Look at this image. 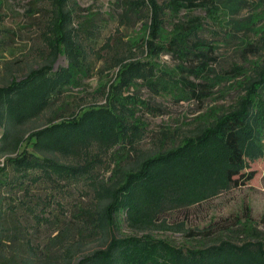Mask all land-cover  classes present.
Here are the masks:
<instances>
[{
    "label": "rangeland",
    "instance_id": "374dc122",
    "mask_svg": "<svg viewBox=\"0 0 264 264\" xmlns=\"http://www.w3.org/2000/svg\"><path fill=\"white\" fill-rule=\"evenodd\" d=\"M168 2L68 0L67 8L73 11L75 29L72 40L62 42L65 38H61L56 28V1L0 0V76L6 73L5 62L18 60L19 68L13 71L18 77L28 70V66L45 62L50 50L57 45L55 40H61L58 46L60 52L48 74L54 78L49 81L50 78L42 76L27 85L19 96V103L23 101L20 110L29 107L27 103L31 94L28 89L46 93L49 87L61 82L69 69V61L86 68L84 74L82 71L76 76V84L60 83L57 94L51 97V109L44 110L40 106L33 111L31 115L42 113L20 126L19 138L11 151L5 154L16 156L26 148L49 150L59 142L64 143L61 148H66L69 140H74L69 153L60 152L61 155L56 153L53 156L60 162L76 165L80 170L60 171L58 177L52 173V179L45 177L28 185L29 191L24 196H21L23 193L20 190L19 196L24 204L32 208L31 214L23 206L17 207L18 202L15 204L16 221H20L23 230L28 233L27 238L35 246V251L50 252L48 255L52 264H57L62 258L61 252L57 246L51 248V253L48 246L51 239L60 236L61 232V237L69 241H82L81 253L76 257L104 245L101 235L91 229L94 221L92 213L96 209L100 189H110L117 179L118 182L122 180V174L115 173L119 167L117 160L120 166L128 169L137 167L141 157L162 154H165L162 161L156 160L150 167L153 172L151 182L141 180L136 189L142 197L140 205L149 204L147 210L155 211L151 220L156 227L143 231L132 229L125 222V211H122L113 233L117 236L149 234L174 249L184 251L197 250L208 244L224 245L225 249L212 264H263L264 118L260 132L257 133L254 117L249 131L240 133L246 156L244 170L255 172L254 177L244 185L229 186L225 182L222 166L226 150L221 138L214 133L206 138L204 134L206 129L214 126L219 116L242 108L247 89L257 72L256 64L264 62V46L263 50L254 53L239 45L238 36L228 43L224 36L228 28L221 29L216 19L207 16L204 9L195 8L189 14L181 11V18L192 15L202 17L198 35L204 41L218 45L214 70L220 72L235 64L241 66L244 74L214 86L201 101L186 95L181 88L174 89V92L161 90L154 93L143 82L145 78L139 77V71L141 69L146 79L154 73L152 80L162 83V78L168 79L163 71L176 65V60L160 46L167 41L151 36L156 8L155 15H160L164 22L161 33L173 37L172 23L176 18L170 13ZM248 14L249 10L245 9L240 16ZM66 25L68 21L64 22V28ZM256 37L250 32L244 39L253 41ZM131 61L146 64L128 66L124 74L121 71L123 64ZM148 62L155 63L152 70L147 68ZM120 72L124 81L132 84H120ZM189 79L198 82L193 76ZM167 87L172 88V85ZM113 93L133 97L135 101L131 104V98L118 101ZM8 98L2 96L0 102L5 103L2 99ZM142 101H147L156 110L144 109ZM133 106L139 109L132 116ZM89 109L95 111L94 115L79 122V116ZM107 109L122 115L124 132L118 139L110 123L107 129L103 128L107 123ZM63 121H68L71 126H81L82 132L73 130L69 133L71 138H67L66 125L45 130L39 140L30 138L33 130L42 131L52 123ZM57 146L60 147V144ZM117 185L120 187L119 183ZM15 218L11 221L15 222ZM64 233L68 235L64 236ZM165 257L173 260L170 251Z\"/></svg>",
    "mask_w": 264,
    "mask_h": 264
},
{
    "label": "trees",
    "instance_id": "16d2710c",
    "mask_svg": "<svg viewBox=\"0 0 264 264\" xmlns=\"http://www.w3.org/2000/svg\"><path fill=\"white\" fill-rule=\"evenodd\" d=\"M54 1L58 5V10L55 14V20L57 21L56 28L59 30L58 34H61V38L62 36L63 39L65 38L64 40L62 39V42H67L72 40L73 29H75L72 23L73 11L67 8L68 0ZM168 8L170 13L176 18V21L172 23L173 37L169 38L161 33L164 31V22L160 15L158 17L155 15L157 14L156 8H154L155 13L151 25L153 32L151 36L152 38L157 36L159 40L167 41L166 44L160 46L164 50H167L176 60V65L174 68L163 71L167 73L168 79L163 80L162 78V83L152 80L154 73L153 75L150 74L146 79L147 76L141 69L139 71V77L145 78L143 82L154 93H159L161 90L174 92V89L178 90L181 88L186 95H190L197 101H201L207 97L214 86L244 74L241 66L235 64L229 69L216 72L213 64L217 61L216 49L218 45L214 42L204 41L198 35L199 26H201L203 21L202 17L192 15L181 18L179 17L181 11L189 14L195 8L204 9L207 16L216 19L221 29L223 27L228 28V31L224 35L225 41L229 43L233 40L231 38L238 36L240 40L238 43L239 45L242 44L244 49L252 50L254 53H258L261 49L263 50L264 0H169ZM245 9L249 10V14L247 16H240ZM65 21H68V25L64 28L63 24ZM250 32L257 36L256 40L248 41L244 39L245 35ZM55 42L57 45L50 50L49 58L45 62L28 66V70L19 77L13 73L14 70L19 68L18 60L5 62L3 67L6 69V73L0 76V82L3 83L0 85V100L2 96L9 97L7 100L2 99L5 103L0 102V127H2V132H0V158H4L3 165L0 166V264H10L11 262L13 264H52L51 257L48 255L50 252L42 253L35 251V246L27 238L28 233L23 230L24 227H22L20 221H16L17 218L14 216L15 204L18 202L17 207L21 205L31 214L32 208L28 205L26 206L21 197L28 193V185L30 186L31 183L44 180L45 177L52 179V173L58 177V172L60 171L75 172L80 170L76 165L60 162L53 156L56 153L60 154V152L61 154L69 153L73 146L72 143H74L72 139L69 140L68 147L66 148H61L64 146V143L59 142L53 145V148L50 147L49 150L41 149L40 147L33 150L26 148L16 156L5 155L11 151V148L17 141L16 139L19 138L20 126L42 113L31 115L33 111L37 110L40 106L44 107V110L51 109L53 105L51 97L57 94V88L60 83L74 84L77 82L75 80L76 76L81 74L82 71V74L86 71L85 67L78 66L77 63L69 61V69L63 79H61V82L52 88L49 87L46 93H38L28 89V92L31 94L30 100L27 103L29 107L27 110H20L23 101L19 103L21 100L19 96L24 92V88H27V85L42 76L50 78L49 81L54 78L48 74L52 70L54 58L60 52L58 46L61 40L58 39ZM144 64L146 63L143 61H131L123 64L121 71L123 70L124 74H126L128 66L138 65L140 67V65ZM256 65L257 72L252 79V85L247 89L246 100L243 102L242 108L233 109L224 116H219L214 126L206 129L204 134L206 138L212 133L221 138L220 140L226 150L222 168L225 182L229 186L244 185L255 174L253 170H244L246 156L241 146L242 136L240 133L249 131V124L254 117L255 124H257V133L260 132L264 121V62L257 63ZM154 66L155 63L148 62L147 68L152 70ZM189 76H193L198 82L189 79ZM123 78L124 76L120 72L119 83L125 85L130 82L124 81ZM168 85H172V88L167 87ZM112 96L118 101L131 98L130 104L135 101L130 96L123 97L114 93ZM33 100H35V103L32 102ZM142 102L145 104L144 109L150 111L156 110L147 101ZM120 104L125 106L123 102H120ZM134 106L131 107L133 111L131 112L132 116L134 115V111L136 112L139 109ZM106 111L109 113H106L107 123L103 128L107 129L108 123H110L113 126V130L115 129L116 138L122 137L124 132L122 115L119 113L116 115V113L108 109ZM94 112L90 109L86 110L79 116V122L82 123L84 119L92 117ZM125 117L127 118V116ZM67 122L52 123L47 129H42V131L33 130L30 133V138L39 140V136L43 135L45 130H53L66 125H68V130H66L68 133L66 135L67 138H71L69 133L73 130L82 132L81 126H71L69 125L71 123ZM132 126L134 127V122ZM76 132L78 134V131ZM35 144L33 143V145ZM59 144L60 147L57 146ZM164 155L141 157L136 163L139 166H137L138 168L135 165L134 167L124 169L123 166H120L119 160H117L120 171L117 170L118 167L115 173H121L122 180L118 182L117 179L115 185L110 187V189H103V187L100 189L101 196L99 195L96 209L92 213L94 214V221L92 222L93 226L91 229L101 235L104 245L76 257V254L81 253L82 241H69L67 238L61 237V234H63L61 232L60 236H55V238L51 239L48 246L50 251L52 247H59L62 258H60L57 264H212L211 262L215 260L214 258L221 255V250L225 249L224 245L208 244L202 245L203 247L197 250L184 251L174 249L167 242L150 237L149 234L146 236H117L113 233V230L117 228L116 224L122 211H125V222L132 229L143 231L156 227L155 223L151 220L155 211L147 210L149 204L147 206L140 205L142 197L138 195L136 189L141 180L147 183L151 182L153 172L150 167L156 160L161 162ZM117 183L120 184V187ZM132 187L134 189L128 191ZM20 190L23 193L21 196H19ZM119 190H123L124 192ZM14 218L16 223L11 221ZM5 220H10V222H5ZM67 235V233H64V236ZM168 251L171 252L173 260H168L165 257ZM262 263L264 264V260H262Z\"/></svg>",
    "mask_w": 264,
    "mask_h": 264
},
{
    "label": "built area",
    "instance_id": "2783aa9c",
    "mask_svg": "<svg viewBox=\"0 0 264 264\" xmlns=\"http://www.w3.org/2000/svg\"><path fill=\"white\" fill-rule=\"evenodd\" d=\"M3 160H4V158H3V157H1V158H0V165H1V164H3V163H2V162H3Z\"/></svg>",
    "mask_w": 264,
    "mask_h": 264
}]
</instances>
